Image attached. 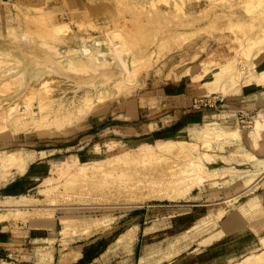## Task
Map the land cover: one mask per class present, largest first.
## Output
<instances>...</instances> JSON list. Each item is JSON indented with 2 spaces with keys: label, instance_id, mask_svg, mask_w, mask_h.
Returning a JSON list of instances; mask_svg holds the SVG:
<instances>
[{
  "label": "rangeland",
  "instance_id": "obj_1",
  "mask_svg": "<svg viewBox=\"0 0 264 264\" xmlns=\"http://www.w3.org/2000/svg\"><path fill=\"white\" fill-rule=\"evenodd\" d=\"M20 1L25 0H0V47H5L7 44L8 46L14 45L11 47L14 50L16 48L27 49L26 47L29 48L31 46L30 48L33 51L31 53V51L28 52L29 50L26 51L24 49L27 52V57L25 54V56L23 55V49L21 50L23 53L16 49L10 51L11 54L9 55L5 52L8 57L6 54L0 56L1 60L5 58L4 61H6L7 59V62L0 63V114L2 115V112L8 107L7 104L12 101L9 100L15 95L18 96L17 100L20 102L19 106L22 105L21 107L28 101L37 125L38 123L40 124L41 120L43 122H41L39 127L35 123V125L33 124L34 120L32 124L36 127L31 124V126L29 125L26 128H22L23 126L16 128V125L14 128L12 126L17 115L12 111H7L6 124L0 121V156L4 155V152L17 151H20L19 153L22 155H30V159L25 166H14V164L10 166L5 161L0 162V216H3V218H0V228L8 235H11L10 242L8 244L4 243V246L10 250V255H5L4 252L7 251L1 250L0 264H39V260L42 264H48L49 259H51V253H63L65 249L74 245L77 240L85 239L93 232L107 233L113 230V234L117 236L102 254L103 260L107 259L106 261L110 262V264H119L118 260H121V264H132V252L134 251L133 247L135 246L138 227L135 224L127 227L126 224L131 223L133 216L130 213L133 210L140 211L146 208L150 211L153 210V212L163 213L170 208H177L179 211H184V207L175 205L186 202L191 192L197 191L199 186L202 187L205 184L215 185L219 181L223 182L225 176H227L226 181H228L245 176L250 172H253L252 175L260 173L257 169L250 170V166H247L251 165V160H255L257 157L250 159L249 155H252L250 153L242 155L245 153V147L238 148L235 141L240 140L244 144L250 145L249 149L253 147L252 150H255V154L261 155V151L264 150V147H262L264 142H260L258 147L255 148L250 138L254 140L255 144L261 139L253 137L252 120L258 112L261 113L263 111L264 113V106L251 111L240 110L236 112L233 122H227V119L223 118V114L226 111L225 107L218 106L219 103H223V100H218L211 106H203L201 104L199 107H195L194 105L207 99H210L212 103L216 96L221 99L219 95L227 96L232 92H236L242 86L256 85L259 86L258 88L264 89V79L259 82L261 84H256L254 80L263 71V69L259 70L256 65L258 55L264 50V0H91L93 9H95L93 11L95 12V17L91 20L94 22L95 28L90 27L91 23H88V21L91 20H79L75 21V23L72 20L69 21V24L74 32L61 35H56L55 30H50L55 29L53 27L57 23L67 22L53 17L48 8V6H52V0H46L42 6L30 5ZM38 14L41 17L44 16L42 19L46 22L47 28L43 27L42 19H40L41 17ZM223 14L228 17L231 16L230 18H235L232 20L234 23L230 24L232 26L229 25L230 29L226 27V19L228 17ZM219 16L220 18H218ZM30 17L32 20H29ZM122 19L130 24L122 27L123 25H120ZM76 22L84 24L85 27L81 31H86L85 33H80L79 25ZM36 27L41 28L38 29ZM46 29L50 30L48 34L45 32L47 31ZM113 30H115L114 39L112 38ZM50 33L51 35H49ZM45 34L49 37L54 36V38L50 39L47 35L42 37ZM108 34L111 36L107 37ZM117 34L120 36L117 37ZM177 35H181L180 37L182 38ZM41 37L43 39H40ZM90 37L96 40L97 43L95 42L94 45L99 44L100 46L102 41H106L105 44L110 42L114 46V40L115 43L122 42L126 45H123V49L113 52L114 54L116 53L115 55L119 60L127 55L130 56V59L132 58L129 61V65L128 63L125 64L130 69L127 75L128 77L130 76L131 80L127 84L125 83L126 86L122 88H118L121 80H112L114 83H111H113L114 88L116 87V93L115 90H112L109 93H112V95H108L105 90L101 91L99 93H103V98L95 101L93 97L97 93L96 88L79 85L78 82L82 81V78L74 77V75L70 76L66 70L54 72V65L51 63H46L48 67H51V71L43 74L40 78H33L32 76H27V74L23 78H20L21 76L10 78V75H15L16 72H9L17 68L20 62H24V65L26 64L23 68L20 65V70L22 69V71L28 73L27 71L38 65V63L41 64L47 61L46 57L58 61V63L60 62L59 64L63 65L62 67L66 68L65 66H67L68 68L70 64L69 61L67 62V57L74 56L75 52V55H78L79 50L90 40ZM175 37L177 39H174ZM107 38L110 39L109 42H107ZM238 38H241L242 41ZM259 38L261 41L258 40ZM246 39L248 42H245ZM248 39L251 40V43H249ZM255 39L257 42L254 41ZM28 43H31V45ZM244 44H247V46L244 47ZM250 44H252V48L249 46ZM32 45H35V47ZM96 45L94 46L96 50H93V52L89 51V49L87 50L88 52H85L88 57L82 50L80 53L83 54L80 55H84L88 59L90 57V60H93L95 58L93 57L95 56L94 53L99 47ZM107 46L113 49L110 45ZM11 48L9 47V49ZM37 49H40L41 52ZM64 49L67 50L64 51ZM70 49L72 51L68 52ZM15 51L19 52L18 54L15 53L16 56L12 55ZM33 52H35V56L32 55L34 54ZM37 52L42 53V56H39L40 54L38 53L37 57ZM149 54L151 56L148 57ZM118 55L122 57H118ZM43 56L45 59H42ZM145 58H149V61H144ZM234 58H236L235 61ZM138 60L140 61L138 62ZM209 61L212 63H210L211 66L207 64ZM4 63L9 64H6V66ZM28 63H31V67ZM27 64L30 68L27 67ZM219 65H229L230 69L235 68L233 71L237 72L240 78L236 88L229 91L225 90L221 92L222 94L220 89L217 88L214 91L213 88L217 86L215 84L216 80L223 78V76L221 74L215 75L216 70L211 72L208 70L209 68L216 69ZM4 67L5 71L9 67L8 75L4 72ZM125 68L128 70L127 67ZM42 79H48L49 96L55 97L52 100L54 107L58 104L62 106L78 105L84 96V92L85 95L89 94L94 102L90 108L79 115H65V118H67L65 119L66 121L64 120L65 124L56 120L53 122V118L50 116L44 117L46 121L50 123L52 121V125L46 122L38 111L37 97L43 93L47 95V92H43L44 90L36 87L37 82L39 83ZM30 85H36L34 86L36 88L30 89ZM28 93L29 96H27ZM21 97L22 100L25 98L27 100L22 101ZM76 97L77 99H75ZM138 104L141 109H145V112H142L143 116L134 113ZM2 107H4V110ZM122 112H125L126 115H121L120 113ZM202 113L204 114L201 115ZM240 114L245 115L243 121L239 120ZM248 116H251V118ZM259 117L262 118V116ZM39 118L40 122L37 120ZM123 118L132 124V127L136 126V128L128 129L125 132L119 131L116 127L121 124ZM155 119L158 121L157 124H153L149 128L147 126H139ZM248 120H251V122L248 123ZM213 121H217L218 126L238 127L240 137L218 135ZM46 123L48 124L45 125ZM169 123V131H163L161 126L164 129L166 124ZM183 123L184 126L182 125ZM3 125L5 126L4 129ZM140 127L142 132L138 130ZM158 127H161V129L146 132V130H153ZM262 140L264 141V134L262 135ZM172 141L186 143H183L184 149L175 151L173 148L168 147L173 145ZM165 142H167L166 144L171 143L165 147ZM142 144L153 145V150L151 151L154 153L149 150L151 153H147L148 155L146 153L135 155L137 153L133 152L134 156L132 154L127 155L128 157L120 156L123 152L135 149ZM156 145L158 148H156ZM167 147L168 149L170 148L169 152ZM159 149L161 150L159 151ZM260 149L261 151H259ZM205 153L212 155L206 156ZM178 154H182V156H178ZM194 160L198 163L197 166L200 165L198 167L202 171L199 172L197 177L202 175L203 180L200 179V181L188 188L186 184L193 179L190 173L195 172V168L190 165ZM96 161L105 162L101 163V165L99 164V166L91 164ZM35 164H38V168L35 167ZM89 165L90 167L96 166V170L92 168V171ZM65 168L66 170H64ZM182 169H184V172ZM187 169L192 170H189V173ZM78 170L81 173H79L81 177L78 174ZM171 170L172 172L170 173ZM85 173L87 174L85 175ZM76 176L79 177L76 179ZM19 178L25 181L23 187L19 189L20 191L13 194L7 193L6 188L8 185ZM184 180H187L188 183ZM76 182H78L77 185ZM68 184H71L72 188ZM100 189L101 191H99ZM251 197L253 198L250 200ZM246 198L247 196H243L236 199L228 207L226 203H221L216 205L215 208H225V212L221 217L226 214L228 208H234L236 212L239 208H242V210L240 209V216H242L241 219L243 220L246 218V213L257 211L258 209L259 211L255 215H261L258 196L253 195ZM5 200L11 201L3 202ZM212 212L214 211L211 210L208 214L197 218L191 224L193 227L191 226L186 231L184 229L189 227L187 226L189 222L183 223L182 220L173 223L169 219H159L155 223L149 224L144 229V232L150 233L154 230L155 232L143 237L139 243L143 245L144 249L153 250L147 252L150 254L141 256L140 259L146 257V260H148L146 264H151L152 259L154 264L155 260L160 262L180 253L195 237L217 226L218 219L221 217L216 219L210 216ZM230 212L224 218H227ZM61 218H93L94 220L96 219L94 224H98L85 232H82L83 230L81 231L80 227H75L76 229L69 228L67 231L69 233L64 235L59 233L63 227L60 221ZM115 222L118 223L115 224ZM130 227H135L133 236L126 241L118 242L120 235ZM254 227L257 233L261 235L259 236V244L247 254L257 252L262 257L264 255V221L256 219ZM221 228L218 230V232H221L220 235L229 229L227 228L225 232H222ZM72 230L75 232L72 233ZM22 248L20 256H16L17 253H11L12 249L21 250ZM68 255L69 253L63 254L61 261H66ZM75 256L76 254L74 253L72 257L74 258ZM242 257L236 261H239ZM103 260L97 262L102 264L105 261ZM248 262L250 263V261ZM239 264H245V262H240Z\"/></svg>",
  "mask_w": 264,
  "mask_h": 264
},
{
  "label": "crops",
  "instance_id": "obj_2",
  "mask_svg": "<svg viewBox=\"0 0 264 264\" xmlns=\"http://www.w3.org/2000/svg\"><path fill=\"white\" fill-rule=\"evenodd\" d=\"M20 2H25L30 5L42 6L46 2V0H25ZM91 2V0H52V6H48V8L51 11L53 17L57 20H65L67 22L72 20L85 21L91 20L93 19V17H95V12H93L95 11V9H93ZM257 59L256 67H258L259 70H264V50L258 55ZM258 87L259 86L256 85L242 86L241 88H239V90H237L236 92H232L227 96L219 95L221 96V101L223 100V103H219L218 106L222 108L225 107L226 110L223 114V118L227 119V122H233L236 116V112L240 110L251 111L255 108L264 106V89ZM137 106L134 113L143 116L144 114H142V112H145V109H141L139 104ZM120 114L126 115L125 112H122ZM203 114L204 113H202L201 115ZM126 122L127 120L123 118L121 124L119 123L120 125L116 128L122 132H125L128 129L136 128V126L132 127V124ZM157 122V119L153 121L150 120L142 123L139 126H147L149 128V126L157 124ZM169 125L170 123L166 124V128L164 129L163 126H161L162 130L169 131ZM182 125L184 126V123ZM141 127L138 129L140 130V132H142ZM161 127L155 128L153 130H146V132L156 131L158 129H161ZM248 138H250V136H248ZM250 140L255 148L258 147L260 142H264L262 140V136L257 144L254 143L253 139L250 138ZM235 144H237L238 148H242V146L245 147V153H243L242 155L246 153H256L255 150H252L253 147L252 149H249L250 145L248 146V144H244V142H241L240 140H236ZM259 151H261V149ZM256 156L257 159L251 160V165L247 166H250V170L257 169L258 171H260V173H258L257 175H252V172H250L245 176H242L240 178L237 177L228 181H226L227 176H225V180L223 182L219 181V183L217 182L215 185L205 184L204 186L202 185V187L199 186L197 191L191 192V195L186 200V202L175 205L184 207V211H179L177 208H170L166 212L158 213L153 212V210H147L144 207H142L144 209L140 211L133 210V212L130 213L133 216L131 218V223L126 224L127 227L133 224L137 225L138 227L136 242L135 246L133 247L134 251L132 252V264H139L140 257L146 254H150L147 252H151L150 250H153L148 248L144 249L143 245L139 243V241H141L143 237H146L155 232L154 230L150 233H145L144 229L146 228V226L155 223L159 219H169V221L173 223H177L178 220H182L183 223L189 222L187 225L189 227H185L186 229H184L186 231L192 226L191 224L195 222L197 218L208 214L211 210H213L214 212L217 211V209L215 208L216 205L224 203V201L222 200H224L225 198L235 195H237V199L242 198L243 196H247L248 198L250 196L257 195L260 201V211L262 212V214L259 216L255 215V213L259 211V209L257 208V211L246 213V218L245 220H243L241 219L242 216H240V209L242 208H239L237 212H233L234 208H228L226 214L218 219L217 226L212 227L211 230L195 237L194 240H192L189 245L180 253L174 255L170 259L161 260L160 262L155 260L154 264H231L233 261L238 260L248 252L254 250L258 246L259 236H261L257 233V230L254 227L255 221L256 219H262V221H264V170L261 169L264 163V150L261 151V155L257 153ZM248 163L250 164V162ZM35 167L38 168V164ZM13 182L14 183H10L6 188V192L9 194L20 191L19 189L23 187L25 181L19 178ZM252 198L253 197H251L250 200ZM229 211H231L230 215L227 218H224L227 216V213ZM116 223L118 222H115V224ZM220 228L222 232H225L227 228L229 229L227 232L220 235L221 232H218ZM113 233L114 230L107 233L93 232L87 238L77 240L74 245L65 249L63 253H51V259H49L48 264H99L98 262L100 260H103L102 254L116 239L117 235H114ZM217 234L220 236H214L213 238V235ZM10 237L11 235H8L3 231L2 228H0V251H7L4 252L5 255H10V250L4 246V243L8 244L10 242ZM209 238L210 240H208ZM22 250L23 248L21 250L12 249L11 253H17L16 256H20ZM67 253H69L67 260L62 262L61 256ZM74 253L76 254V256L73 258L72 256ZM104 260L102 264H110V262L106 261L107 259ZM118 262L119 264H121V260H118ZM38 263L42 264L40 260ZM151 264H153L152 259Z\"/></svg>",
  "mask_w": 264,
  "mask_h": 264
},
{
  "label": "bare ground",
  "instance_id": "obj_3",
  "mask_svg": "<svg viewBox=\"0 0 264 264\" xmlns=\"http://www.w3.org/2000/svg\"><path fill=\"white\" fill-rule=\"evenodd\" d=\"M177 6V5H176ZM232 9H233V7H232ZM37 14V13H36ZM35 14V15H36ZM231 14V13H230ZM234 14V13H233ZM39 15V17H41L40 16V14H38ZM224 16H225V14H223ZM223 15L221 16V19H222V17H223ZM226 15H228V14H226ZM234 16V15H233ZM256 16V15H255ZM33 18H34V16H32ZM38 17V18H39ZM225 17H228V16H225ZM231 16H229L227 19H226V22H227V26L226 27H230V26H232V25H230V24H232V20H234L233 19V17L232 18H230ZM36 18V17H35ZM37 18V19H38ZM42 18H44V16H42L40 19H42ZM218 18H220V16L218 17ZM230 18V19H229ZM225 19V18H224ZM29 20H32L31 19V17H30V19ZM258 20H259V18H258ZM33 21H34V19H33ZM32 21V22H33ZM35 21H36V19H35ZM38 22V21H37ZM41 22H43L42 24L44 25L43 27L44 28H47L48 26L46 25V22H44L43 21V19H42V21ZM74 23H75V21H74ZM79 26H78V28H79V30H80V33L81 32H83V31H81V30H83L84 29V24L83 23H80V22H76ZM88 23H91V25H90V27L91 28H95V25H93L94 24V22H92V20L91 21H88ZM119 23H121V22H119ZM234 23V22H233ZM38 24V23H37ZM83 24V25H82ZM130 23H128L126 20H123L122 19V23L120 24V25H123L122 27H124V25L125 26H127V25H129ZM243 24V23H242ZM41 25V24H40ZM98 25V24H97ZM230 25V26H229ZM36 26V25H35ZM53 26V25H52ZM92 26H94V27H92ZM118 27V26H117ZM120 28H121V26H119ZM36 28H38V29H40L39 27H36ZM50 28V27H49ZM53 28H55V29H50V30H55V33H56V35H61V34H67V33H69V32H74V30L72 29V27L70 26V24H69V22H65V23H57V24H55L54 25V27ZM127 28V27H126ZM223 29H225L224 27H222ZM262 28V27H261ZM122 29V28H121ZM120 29V30H121ZM227 29V28H226ZM230 29V28H229ZM47 31H45L47 34H48V31H50V30H48V29H46ZM79 30H77L78 32H79ZM222 30V29H221ZM262 30V29H261ZM42 31H43V29H42ZM114 31L115 30H113L112 32V38H113V34H114ZM240 31V30H239ZM263 31V30H262ZM52 32H54V31H52ZM86 31H84L83 33H85ZM89 32V31H88ZM163 32V31H162ZM258 32V31H257ZM43 33V32H42ZM107 33V32H106ZM164 33V32H163ZM262 33V32H261ZM47 34H45V35H42V37H44V36H46ZM52 34H54V33H52ZM73 34V33H72ZM116 34V33H115ZM143 34V33H142ZM165 34V33H164ZM163 34V35H164ZM195 34V33H194ZM255 34V33H254ZM264 34V33H263ZM36 35H37V33H36ZM40 36H41V34H39ZM38 35V36H39ZM49 35H51V33L49 34ZM55 35V36H56ZM89 35V34H88ZM106 35V34H105ZM173 35V34H172ZM25 36H27V35H25ZM39 36V37H40ZM48 36V35H47ZM73 36V35H72ZM79 36V35H78ZM109 36H111V35H109L108 34V36L107 37H109ZM117 37H119L120 35L119 34H117L116 35ZM178 37H180L181 35H177ZM251 36V35H250ZM254 36V35H253ZM38 37V38H39ZM40 38V39H43V38ZM49 37V36H48ZM53 38H54V36H52ZM51 36L49 37L50 39L52 38ZM162 37V36H161ZM46 38V37H45ZM44 38V39H45ZM56 38V37H55ZM121 38V37H120ZM180 38H182V37H180ZM184 38V37H183ZM24 39V38H23ZM58 39V38H57ZM84 39V38H83ZM88 39V38H87ZM86 39V40H87ZM108 39V38H107ZM114 39V38H113ZM112 39V40H113ZM161 39V38H160ZM167 39H168V37H167ZM174 39H177V37H175ZM238 39H241V38H238ZM244 39V38H243ZM250 39V38H249ZM248 39V40H249ZM25 40V39H24ZM109 40L110 39H108V41L107 42H109ZM119 40V39H118ZM179 40V39H178ZM183 40V39H182ZM258 40H260V38L258 39ZM29 41V40H28ZM58 41V40H57ZM84 41H85V39H84ZM84 41H83V44H84ZM88 41V40H87ZM121 41V40H120ZM176 41V40H175ZM180 41H181V39H180ZM237 41H239V40H237ZM241 41H242V39H241ZM245 41V40H244ZM251 40H249V43H251L250 42ZM255 42H257V40L255 39L254 40ZM261 41V40H260ZM6 42V41H5ZM24 42V41H23ZM96 42V40H94V39H92L91 37H90V40L86 43V44H84L82 47H81V49L79 50V54L78 55H75L76 54V52H75V54H73L74 56H72V57H67V62L69 61V67L67 68V66H65L66 68H64V67H62L63 65L62 64H59L58 63V61H54V60H51L49 57H46L47 58V61H45L44 63H38V65H35L34 67H32L30 70H28L27 72L28 73H25V71H22V69L20 70V65L22 66V68H23V66H25L23 63L24 62H20L19 64V69H17L18 67H17V65H15V67H17V68H14V69H10L11 71L9 72L8 70H9V67H8V72L9 73H15V75H10V78H17V77H19V76H21L20 78H23L24 77V75H26L27 74V76L29 75V76H32L33 78H40L41 76H43V74H45V73H49L50 71H51V67L49 66L48 67V64H46V63H51V64H53L54 65V67H53V71L54 72H57V71H59V70H66V72H68L69 73V75L71 76H73L74 75V77H77V78H82V81H79L78 82V84L79 85H87V86H90V87H92V88H96V94H95V96L93 97V98H95V101H98V100H100V99H102L103 98V93L101 94V93H99V92H101V91H104L105 90V92H108V95H112V93L111 94H109L112 90H115V93L117 92V90H116V87L114 88V86H113V81L112 80H114V79H116V80H121V84L120 83H118V84H120V86H118V88H122V87H124V86H126L125 85V83L127 84V82H129L130 80H131V78H130V76L128 77V75H127V72L130 70L129 68H128V66H125V64H127L128 63V65L130 64L129 63V61L132 59H130V56L129 55H127V56H119L118 55V57H122L120 60L117 58V56L114 54V52L113 51H116V50H119V49H121L122 47H124L123 45H125V44H123L122 42H116L115 43V40H114V46H112L111 45V43L109 42V44L107 43V44H105L106 43V41H102V43L100 44V46H99V44L98 45H96V46H99V47H97L98 49H97V51H95L96 53H94L95 54V56H93V57H95L93 60H90V57H89V59L87 58L88 56L85 54V52L89 49V51L91 50V52H93V50H96V48L94 47L95 45H94V43ZM112 42V41H111ZM162 42V41H161ZM178 43H179V41H177ZM185 42V41H184ZM245 42H248L247 41V39H246V41ZM42 43V42H41ZM44 43V42H43ZM92 44V46H90V44ZM97 43V42H96ZM128 43V42H127ZM126 43V44H127ZM163 43V42H162ZM183 43V42H182ZM239 43H242V42H240L239 41ZM262 43V42H261ZM25 44H27V43H25ZM28 44H30L31 45V43H28ZM33 44V43H32ZM258 44V43H257ZM10 45H12L11 43H10ZM46 45V44H45ZM94 45V46H93ZM107 45H110L111 47H113V49H110ZM251 45L252 44H250L249 46L251 47ZM12 46H14V45H12ZM12 46H8V44L5 46V47H0V56L3 54H11V52L10 51H14V50H16V49H12L11 47ZM33 46V45H32ZM48 46V45H47ZM126 46V45H125ZM180 46V45H179ZM239 46H240V44H239ZM245 46H247V44H244V47ZM254 46V45H253ZM9 47L11 48V49H9ZM23 47V46H22ZM31 47V46H30ZM28 48V47H26L27 49H25V48H22L23 49V51H24V53H23V51H21L22 49H19V51H21V53H23V55L25 54L26 55V57H27V52H25V50L27 51V50H29L28 52H30L31 51V53H32V48ZM33 47H35V45L33 46ZM49 47V46H48ZM128 47V46H127ZM134 47V46H133ZM160 47V46H159ZM243 47V48H244ZM37 48H39V47H37ZM46 48V47H45ZM52 48V47H51ZM94 48V49H93ZM252 48V47H251ZM17 49V50H18ZM25 49V50H24ZM36 49V48H35ZM75 49H77L76 47H75ZM123 49V48H122ZM126 49V48H125ZM242 49V48H241ZM247 49H249V48H247ZM246 49V50H247ZM37 50H39L40 51V49H37ZM48 50V49H47ZM50 50V49H49ZM52 50V49H51ZM67 50V49H66ZM65 49H64V51H66ZM81 50H82V52H84V54L87 56H84V55H80V54H83V53H80L81 52ZM84 50V51H83ZM72 50L70 49L68 52H71ZM243 51V50H242ZM245 51V50H244ZM248 51V50H247ZM6 52V53H5ZM41 52V51H40ZM54 52V51H53ZM74 52V51H73ZM88 52V51H87ZM91 52H89V53H91ZM118 52V51H117ZM120 53H121V51H119ZM15 53H19V52H14L12 55H15ZM34 54H32V55H34L35 56V52H33ZM39 52H37V54H36V56L37 55H39L38 54ZM59 53V52H58ZM122 53H123V51H122ZM125 53H127V51H125ZM250 53V52H249ZM6 54V55H7ZM42 54V53H41ZM39 55V56H42V55ZM60 54V53H59ZM58 54V55H59ZM93 54V55H94ZM8 55H7V57H8ZM21 55V54H20ZM24 55V56H25ZM30 56H31V54H29ZM53 55V54H52ZM55 55H56V53H55ZM89 55V54H88ZM121 55V54H120ZM156 55V54H155ZM235 55V54H234ZM16 56V55H15ZM45 56V55H44ZM44 56L42 57V59L44 58ZM91 56H92V54H91ZM149 56H151L150 54L148 55V57ZM5 57V56H4ZM20 57V56H19ZM21 57H23V56H21ZM33 57V56H32ZM38 57V56H37ZM234 57V56H233ZM18 58V57H17ZM25 58V57H24ZM92 58V57H91ZM35 59V58H34ZM45 59V58H44ZM69 59V60H68ZM139 59V58H138ZM149 58H145L144 59V61L145 60H148ZM157 59V58H156ZM4 60H5V58H4ZM3 59L1 60L0 59V63L2 64V62H7V59H6V61H4ZM9 60V59H8ZM14 60H16V59H14ZM22 60V59H21ZM39 60V59H38ZM236 60V58H234V61ZM23 61V60H22ZM42 61H44V60H42ZM50 61H52V62H50ZM140 60H138V62H139ZM149 61V60H148ZM28 62V61H27ZM35 62V61H34ZM137 62V61H136ZM15 63V62H14ZM141 63V62H140ZM146 63V62H145ZM210 63H211V61H209L207 64L209 65V66H211L210 65ZM6 64H9V63H4V65H6ZM29 64V66H30V64L31 63H28ZM28 64H27V67H29L28 66ZM36 64V63H35ZM133 64V63H132ZM131 64V65H132ZM135 64V63H134ZM212 64V63H211ZM11 65V64H10ZM66 65H68V64H66ZM130 65V66H131ZM137 65H138V63H137ZM150 65V64H149ZM207 65V66H208ZM7 66V65H6ZM5 66V67H6ZM9 66V65H8ZM127 67L128 68V70L126 71L125 69H124V67ZM129 66V67H130ZM136 66V65H135ZM135 66H133V67H135ZM143 66V65H142ZM145 66V65H144ZM1 67H2V65H1ZM5 67H4V72L5 73H7V75L9 74L7 71H5L6 69H7V67H6V69H5ZM27 67H25V68H27ZM31 67V66H30ZM29 67V68H30ZM137 67V66H136ZM249 67V66H248ZM131 68H132V66H131ZM17 69V70H16ZM135 69V68H134ZM146 69V68H145ZM235 69V68H234ZM234 69H230L229 68V65H219L216 69H214V68H209L208 70H209V72H211V71H213V70H216V74L215 75H217V74H221L222 76H223V78H221V79H218V80H216V82H215V84L217 85V86H215L213 89H214V91L218 88V89H220L221 91H220V93L221 92H224L225 90L226 91H229V90H231V89H234V88H236V86L238 85V82H239V80H240V78H239V74H237V72H234L233 70ZM237 69V68H236ZM239 69V68H238ZM15 70V71H14ZM24 70H27V69H24ZM132 70H133V68H132ZM137 70V69H136ZM242 70V69H241ZM235 71H237V70H235ZM134 72V71H133ZM137 72V71H136ZM240 72V71H239ZM129 73V72H128ZM130 73H132V72H130ZM17 74V75H16ZM65 74V73H64ZM133 74V73H132ZM131 76H133V75H131ZM50 77V76H49ZM123 77V79H121ZM50 79V78H49ZM53 79V78H52ZM262 79H264V70L263 71H261L260 73H259V75L257 76V77H255V83L256 84H261V83H259ZM54 80H55V78H54ZM51 81V80H50ZM264 81V80H263ZM52 82V81H51ZM111 82H113V83H111ZM117 82V81H116ZM115 82V83H116ZM16 83H18V82H16ZM31 83V82H30ZM69 83V82H68ZM249 83V82H248ZM263 83V82H262ZM47 84H48V79H42V80H40L39 81V83L37 82V86L36 85H33V86H29L30 87V89H35L36 87L37 88H41L42 90H44L43 92H47V95H45L44 93V95L42 96V95H40V96H38L37 97V95H36V97H37V102H38V108H39V112H40V116L42 117V118H44V117H48V116H50V117H52V118H50V119H52L53 120V122H54V120H56V121H58V122H60V123H63V124H65V119H67V118H65V115H70L71 114V116H73L72 114H81V113H83V112H85L88 108H90L91 107V104H93V102L94 101H92V97L89 95V94H87V95H85V92H84V96H83V98L82 97H80V98H82L81 100H80V104H78V105H75V104H71V105H68V106H66V105H61V104H58L57 106H53V103H52V100H53V98H55V97H51V96H49L50 94H49V86H47ZM7 85V84H6ZM20 86V85H19ZM34 86H36V87H34ZM117 86V85H116ZM55 87V86H54ZM60 87V86H59ZM64 87V86H63ZM73 87V86H72ZM112 88V89H111ZM85 89V88H84ZM28 90V89H27ZM36 91V90H35ZM40 91V90H39ZM38 91V92H39ZM212 91V90H211ZM28 92H29V90H28ZM37 92V93H38ZM33 93H35V92H33ZM40 93V92H39ZM39 93H38V95H39ZM222 94V93H221ZM18 95V94H17ZM26 95V94H25ZM105 95V94H104ZM27 96H29V93L27 94ZM23 97V96H22ZM22 97H21V100H22ZM26 97V96H25ZM24 97V98H25ZM11 98V97H10ZM17 98H18V96H15L14 95V97H12L9 101H11V102H9L8 104H7V108L4 110V107H2L3 108V110H4V112H2V115L0 114V121L1 122H4V124H6L5 122L7 121V117H8V114H7V111H12L13 113H16V115H17V117H16V119H15V121L13 122V126L12 127H14L15 125V127L17 128L18 126H23L22 128H26L27 126H31V124H32V122L35 120L36 121V119H34V117H33V111L31 110V107L28 105V101L23 105V107H21L22 105H20L19 106V104H20V102L17 100ZM23 98V99H24ZM27 98V97H26ZM25 98V99H26ZM32 98V97H31ZM72 98V97H71ZM25 99L24 100H22V101H25ZM75 99H77V97L75 98ZM79 99V98H78ZM27 100V99H26ZM6 101V100H5ZM70 101V100H69ZM3 102H4V100H3ZM2 104V103H1ZM3 105V104H2ZM4 106V105H3ZM2 110V111H3ZM264 110V109H263ZM67 116V117H68ZM259 116H262V118H260ZM37 118V117H36ZM70 118V117H69ZM75 118V117H74ZM45 119V118H44ZM43 119V120H44ZM48 119V118H47ZM9 120V119H8ZM39 122H40V118L39 119H37ZM65 120V121H64ZM33 122V124L35 123L36 125H37V121L36 122ZM45 121H46V119H45ZM45 121H44V123H45ZM67 121H69V120H67ZM253 121V128H252V134L254 135L253 137L255 138V139H260L261 138V136L264 134L263 132H264V113H263V111L260 113V112H258L256 115H255V118L252 120ZM41 122H43L42 120H41ZM41 122H40V124L38 123V127L41 125ZM46 122H49V121H46ZM52 121H51V123L50 124H52L53 123ZM57 122V123H58ZM214 122V125H216V126H214V128L216 129V132H217V134L218 135H227V136H234V137H237V138H239L240 137V130H239V128L238 127H235V126H228V127H225V126H218L217 124H218V122L217 121H213ZM32 124V125H33ZM34 124V125H35ZM43 124V123H42ZM48 123H46L45 125H47ZM55 124V123H54ZM59 124V123H58ZM33 125V126H34ZM53 125V124H52ZM62 125V124H61ZM59 126V125H58ZM57 126V127H58ZM4 125H3V129H4ZM14 127V128H15ZM34 127H36V126H34ZM44 127V126H43ZM47 127V126H46ZM62 127V126H61ZM13 128V129H14ZM214 129V130H215ZM205 136V135H204ZM204 138V137H203ZM209 139V138H208ZM167 142H165V147H166V145L168 146V144H170V143H168V144H166ZM184 142H181V141H172V144L173 145H171V146H168V147H170V148H173V150H175V151H179V150H182V149H184V144H186V143H184ZM163 144V143H162ZM155 145V144H154ZM158 145V144H157ZM156 145V146H157ZM152 146L153 145H150V144H142V145H140V146H138V147H136L135 149H132V150H129V151H126V152H123V154H121L120 156H122V155H124L125 157H128L127 155H130V154H132L133 155V152L134 153H137V154H135V155H138L139 153H141V155H143L142 153H151L152 151L151 150H153L152 149ZM113 147V146H112ZM162 147V146H161ZM160 147V148H161ZM163 147H164V145H163ZM163 147H162V149H163ZM168 147H167V149H168ZM187 147H189L188 145H187ZM96 148V147H95ZM111 148V147H110ZM156 148H158V146L156 147ZM169 148V149H170ZM192 148V147H191ZM167 150L168 152L170 151V150ZM189 149V148H188ZM149 150L151 151V152H149ZM156 150V149H155ZM154 150V151H155ZM161 149H159V151H160ZM186 150V149H185ZM3 151V150H2ZM163 151H165V150H163ZM196 151V150H195ZM4 152V151H3ZM20 152V151H19ZM18 151L17 152H4V155H2V156H0V162L1 161H5V162H7L8 163V165H10L11 166V164L13 165L14 164V166H16V165H21V166H25L27 163H28V160L30 159V155H22V154H20ZM131 152V153H130ZM156 152V151H155ZM185 152V151H184ZM40 153V152H39ZM152 153H154V152H152ZM158 153V152H157ZM163 153V152H162ZM166 153V152H165ZM178 153V152H177ZM42 154H43V152H42ZM145 154V155H146ZM187 154H189V153H187ZM140 155V154H139ZM148 155V154H147ZM146 155V156H147ZM150 155V154H149ZM153 155V154H152ZM168 155V154H167ZM176 155V154H175ZM205 155L206 156H211V155H209V154H207V153H205ZM117 156H119V155H117ZM119 156V157H120ZM134 156V155H133ZM170 156V155H169ZM178 156H182V154H178ZM115 158H116V156H114ZM138 157V156H137ZM192 157V156H191ZM257 156H255V155H249V158L251 159V158H256ZM114 158V159H115ZM136 158V157H135ZM151 158V157H150ZM187 158V157H186ZM207 158V157H206ZM245 158H246V156H245ZM248 158V157H247ZM248 158V159H249ZM107 159V158H106ZM120 159H121V157H120ZM124 159V158H123ZM111 160V159H110ZM191 160V159H190ZM109 161V160H108ZM118 161V160H117ZM103 162H105V161H96V162H93V163H91L92 165H97V166H99V164L101 165V163H103ZM122 162V161H121ZM61 163V162H60ZM113 164V163H112ZM197 164L198 163H196V160H194V161H192L191 163H190V165H192L195 169H194V171L195 172H189V170L187 169V171L192 175H190L191 176V178H195V180L193 181V179H191L192 181L190 182V183H188V181L187 180H184V181H187V183L188 184H186V186L189 188V187H192L195 183H197L198 181H200V179H202L203 178V176L202 175H199L198 177H197V175L199 174V172L201 171L200 169V167H198V166H200V165H198L197 166ZM201 164V163H200ZM66 165H68V164H66ZM65 165V166H66ZM70 165V164H69ZM68 165V166H69ZM91 165V166H92ZM122 165V164H121ZM202 165V164H201ZM3 166V165H2ZM6 166V165H5ZM56 166V165H55ZM120 166V165H119ZM123 166V165H122ZM67 167V166H66ZM82 167V166H81ZM80 167V168H81ZM89 167H90V165H89ZM95 167L96 166H92V167H90L91 168V170L93 171V169L92 168H94V170H96L95 169ZM182 167V166H181ZM8 168H10V167H8ZM79 168V169H80ZM83 168V167H82ZM86 168V167H85ZM189 168V167H188ZM191 168V167H190ZM5 169V168H4ZM55 169H56V167H55ZM98 169H99V167H98ZM152 169V168H151ZM180 169V168H179ZM263 170H264V167L262 168ZM59 170H60V168H59ZM64 170H66V168L64 169ZM82 170H84V169H82ZM90 170V171H91ZM183 170V172H184V169H182ZM186 170V169H185ZM192 170V169H191ZM190 170V171H191ZM61 171V170H60ZM91 171V172H92ZM108 171V170H107ZM168 171V170H167ZM176 171V170H175ZM179 171V170H178ZM213 171V170H212ZM23 172V171H22ZM69 172V171H68ZM86 172V171H85ZM119 172V171H118ZM172 172V170L170 171V173ZM202 172V171H201ZM257 172V171H256ZM9 173V172H8ZM20 173H21V171H20ZM80 172H79V170H78V174H79ZM150 173V172H149ZM149 173H147V174H149ZM253 173V172H252ZM4 174V173H3ZM11 174V173H10ZM64 174V173H63ZM77 174V173H76ZM81 174V173H80ZM80 174H79V176H80ZM87 173H85V175H86ZM94 174V173H93ZM92 174V175H93ZM108 174V173H107ZM118 174V173H117ZM146 174V173H145ZM91 175V174H90ZM125 175V174H124ZM124 175H123V177H124ZM165 175V174H164ZM173 175H174V173H173ZM189 175V174H188ZM66 176V175H65ZM79 176H76L75 178L77 179V177H79ZM118 176V175H117ZM150 176H151V174H150ZM154 176V175H153ZM163 176V175H162ZM167 176H169L168 174H167ZM73 177V176H72ZM81 177V176H80ZM97 177V176H96ZM165 177V176H164ZM170 177H172V176H170ZM177 177V176H176ZM180 177V176H179ZM187 177V176H186ZM134 178V177H133ZM185 178V177H184ZM68 179V178H67ZM74 179V178H73ZM78 179H80V178H78ZM92 179V178H91ZM124 179V178H123ZM135 179V178H134ZM150 179V178H149ZM75 180V179H74ZM131 180V179H130ZM129 180V181H130ZM138 180V179H137ZM140 180V179H139ZM203 180V179H202ZM115 181V180H114ZM124 181H126V180H124ZM132 181H133V179H132ZM153 181V180H152ZM161 181V180H160ZM178 181H181V180H178ZM88 182V181H87ZM86 182V183H87ZM121 182V181H120ZM135 182V181H134ZM139 182V181H138ZM150 182V181H149ZM74 183V182H73ZM72 183V184H73ZM92 183V182H91ZM110 183V182H109ZM125 183V182H124ZM159 183V182H158ZM179 183H181V182H179ZM78 184V182H76V185ZM88 184V183H87ZM86 184V185H87ZM93 184V183H92ZM97 184H99V183H97ZM128 184V183H127ZM134 184H136V183H134ZM152 184V183H151ZM154 184V183H153ZM173 184V183H172ZM68 185H71V184H68ZM74 186H75V184H73ZM80 185V184H79ZM90 185V184H89ZM95 185V184H94ZM125 185V184H124ZM129 185V184H128ZM132 185V184H131ZM146 185H147V183H146ZM145 185V186H146ZM179 185V184H178ZM156 186V185H155ZM62 187H64V186H62ZM66 187V186H65ZM80 187V186H79ZM138 187H139V185H138ZM142 187V186H141ZM147 187H148V185H147ZM185 187V186H184ZM183 187V188H184ZM69 188V187H68ZM70 188H72V185H71V187ZM74 188V187H73ZM83 188V187H82ZM160 188V187H159ZM177 188V187H176ZM63 189V188H62ZM66 189H67V187H66ZM80 189V188H79ZM87 189V188H86ZM94 189V188H93ZM126 189H128V188H126ZM153 189V188H152ZM163 189V188H162ZM181 189H182V187H181ZM48 190V189H47ZM75 190V189H74ZM73 190V191H74ZM67 191V190H66ZM93 191V190H92ZM99 191H101V189L99 190ZM77 192V191H76ZM176 192V191H175ZM186 193V192H185ZM107 195V194H106ZM118 195V194H117ZM66 196V195H65ZM21 197V196H20ZM20 197H19V199H20ZM23 197V196H22ZM108 197V196H107ZM21 199H23V198H21ZM26 199V198H25ZM73 199V198H72ZM75 199V198H74ZM102 199V198H101ZM237 199V195H235V196H231V197H228V198H225L224 200H222V201H224V203H226L227 204V207L228 206H231V204L235 201ZM24 200V199H23ZM27 200H29V199H27ZM80 200V199H79ZM78 200V201H79ZM8 202L9 200H5V201H3V202ZM11 201V200H10ZM9 201V202H10ZM14 201V200H13ZM20 201V200H19ZM19 201H18V203H19ZM72 201V200H71ZM2 202V203H3ZM17 202V201H16ZM15 202V203H16ZM28 202H30V201H28ZM21 203V202H20ZM24 203V202H23ZM1 204V203H0ZM7 204V203H6ZM9 204V203H8ZM27 204V203H26ZM256 205V204H255ZM20 206V205H19ZM2 207V206H1ZM239 207V206H238ZM242 207V206H241ZM246 207V206H245ZM244 208V207H243ZM250 208V207H249ZM239 210V209H238ZM242 210V209H241ZM17 212H19V211H17ZM21 212V211H20ZM19 212V213H20ZM225 212V208H221V209H217V211H215V212H212L211 213V215L210 216H212V217H214V218H216V219H218V218H220L222 215H223V213ZM233 212H235V211H233ZM10 213V212H9ZM14 214H16L15 212H14ZM22 214H24V213H22ZM237 215V214H236ZM14 216V215H13ZM17 216H18V214H17ZM5 217V216H4ZM0 218H3V216L1 217L0 216ZM8 218V217H7ZM6 219V218H5ZM98 219V218H97ZM1 220V219H0ZM96 220V219H95ZM93 218H81V219H69V218H61L60 219V221H61V223H62V225H63V227H62V229L59 231V233L60 234H68L69 232H67L68 230H69V228H71V229H73V228H75V227H80L81 228V231L82 232H85L87 229H90L91 227H95V226H97V224L95 225L94 224V221H95ZM99 220V219H98ZM203 220V219H202ZM230 220V219H229ZM100 221V220H99ZM98 221V222H99ZM105 221V220H104ZM107 222V221H106ZM105 222V223H106ZM101 223V222H100ZM101 224H103V223H101ZM95 225V226H94ZM193 227V226H192ZM198 228V227H197ZM76 229V228H75ZM195 229H196V227H195ZM81 231H79V232H81ZM75 231L74 230H72V233H74ZM91 232V231H90ZM135 232V227H130V228H128V230L126 231V232H124L123 234H121L120 235V237H119V239H118V242L119 241H126L127 239H130L132 236H133V233ZM185 235V234H184ZM218 235V234H217ZM217 235H214L215 237L217 236ZM63 236V235H62ZM182 236H183V234H182ZM214 236H213V238H214ZM210 238H212V237H210ZM209 238V239H210ZM264 247V246H263ZM262 247V248H263ZM262 252H263V250H262ZM262 254V253H261ZM257 259V261H256V259ZM149 259V258H148ZM253 260H255L254 262H253ZM146 261H148V260H146V257H142L141 259H140V261H139V264H146ZM248 261H250V263L248 262ZM240 262H245V264H264V255H262V257L260 256V254H258L257 252L256 253H250V254H247V255H245L244 257H242V259H240L239 261H233L231 264H239ZM149 264V263H148Z\"/></svg>",
  "mask_w": 264,
  "mask_h": 264
},
{
  "label": "built area",
  "instance_id": "obj_4",
  "mask_svg": "<svg viewBox=\"0 0 264 264\" xmlns=\"http://www.w3.org/2000/svg\"><path fill=\"white\" fill-rule=\"evenodd\" d=\"M217 98V99H216ZM218 100H221L220 98H218V96H216L215 97V99L214 100H212V103L210 102L211 100L210 99H207L206 101H204V102H200L199 104H196V105H194L195 107H199V105H203V106H206V105H212V104H215L216 103V101H218ZM245 117V115L244 114H240L239 115V120L240 121H243V118ZM248 117H250L251 118V116H248ZM248 123L249 122H251V120H248L247 121Z\"/></svg>",
  "mask_w": 264,
  "mask_h": 264
}]
</instances>
